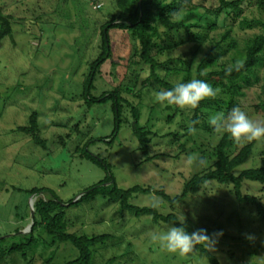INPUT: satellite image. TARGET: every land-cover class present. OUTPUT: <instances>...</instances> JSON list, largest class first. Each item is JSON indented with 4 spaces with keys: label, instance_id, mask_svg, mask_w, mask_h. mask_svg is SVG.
Here are the masks:
<instances>
[{
    "label": "rangeland",
    "instance_id": "374dc122",
    "mask_svg": "<svg viewBox=\"0 0 264 264\" xmlns=\"http://www.w3.org/2000/svg\"><path fill=\"white\" fill-rule=\"evenodd\" d=\"M194 1L218 5L217 0ZM116 2L0 0L3 13L11 18L13 25V35L0 44V238H5L6 246L31 231L35 198L30 190L48 187L69 205L71 200H78L86 188L106 177L102 167L81 156L82 148L110 163L119 187L151 186L175 196L208 165L196 144L211 151L221 137V134L203 133L195 134L194 139L184 137L182 142L186 143L187 151L181 149L173 136L155 137L147 155L131 127L132 107L140 105L141 122L154 123V129L160 134L179 127L181 116H177L172 124L164 121L168 114L167 103L158 102L156 93L158 89L165 90L149 79L150 66L143 63L132 65L131 69H136L140 75L138 88L145 94L140 97L133 92L123 93L128 101H124L119 134L112 140L110 136L115 128L113 100L89 105L83 92L91 63L101 52V26L116 11ZM200 11L205 10L201 8ZM247 14L257 16L259 11L255 7ZM194 17L188 18V22L194 23L198 16ZM226 19L227 12L223 11L218 17L216 33L224 30ZM213 20L214 16L201 18L200 24L203 26ZM192 31H199V27ZM256 31L237 30V37L243 41ZM173 36L186 37L187 30L182 28ZM164 39L167 45L170 44L167 35ZM131 49L128 33L113 32L112 56L98 72L94 95L113 91L123 80L125 83L129 80L132 70L128 72L125 63ZM194 49L195 43L187 42L165 50L158 56L162 65L158 70L160 76H166V67L181 66V60H189ZM202 56L203 53L198 55L197 62ZM168 78L174 83L183 80L182 76L175 75ZM216 96L222 97L218 92ZM263 100L261 88L256 87L248 91L242 104L252 111V106ZM152 106L155 112H152ZM182 109L186 116L192 115V109ZM34 112L39 115L40 136L45 140V147L19 130L20 126L29 123ZM250 117L264 121V114L252 113ZM68 134L71 136L67 137ZM148 157L153 159L147 160ZM263 159L264 139L256 140L253 157L237 172L260 166ZM244 192L258 195L264 202L261 183L246 181ZM154 198L161 201L160 207L156 208L160 213L174 212L180 220L184 215V223L192 228V232L206 229L216 241L210 251L220 264H264V222L255 208L239 204L232 185L212 181L176 209L154 193L134 195L131 202L152 207ZM65 212L70 232L111 235L105 243L92 247L90 264H211L197 249L182 256L167 252L152 240L155 232L166 230L174 223H155L151 215L136 217L122 211L119 203H109L103 196L66 208ZM50 240L45 233L37 248L27 250L25 255L7 253L0 259V264H47L54 250L57 253L52 264H62L78 255L70 243L52 244Z\"/></svg>",
    "mask_w": 264,
    "mask_h": 264
},
{
    "label": "trees",
    "instance_id": "16d2710c",
    "mask_svg": "<svg viewBox=\"0 0 264 264\" xmlns=\"http://www.w3.org/2000/svg\"><path fill=\"white\" fill-rule=\"evenodd\" d=\"M218 5H203L194 0H117V9L111 17L101 26V52L91 63V72L84 83L83 96L89 105L97 102L113 100L115 112V128L111 134L114 141L120 131L124 92L135 93L142 97L145 93L138 88L140 75L133 66L143 63L148 64L151 69L149 79H153L162 89L169 90L176 83L168 77L182 76V82L190 79H203L210 83L217 96L206 98L201 101L196 109H192L190 117L185 111L175 104H167L165 122L172 124L177 116H181L178 122L179 127L165 134L154 129V123L148 121L142 123V112L140 105L132 107L133 121L131 127L135 136L139 139L141 149L149 155L150 145L155 137L173 136L181 149L187 151L186 143L182 142L184 137L193 138L195 134L203 133L210 136L221 134L218 143L211 151L204 150L196 144L199 150L207 159V167L196 173L184 186L181 193L171 196L164 189H154L151 186L135 185L124 189L118 186L112 172L110 163L99 156L90 153L85 147L82 148V157L95 162L106 172V177L92 186L86 188L82 196L69 205L48 187H35L30 190L34 196L33 225L31 231L23 234L19 241L13 242L10 246L3 243L5 238H0V259H4L7 253L25 255L29 249L37 248L43 234L50 236V243H70L78 251L75 258L68 259L62 264H90L92 261V247L105 243L110 238L109 233L87 234L69 231V222L66 220V208L79 206L85 201H93L97 196H103L109 203H119L122 211H128L136 217L151 215L155 223L166 222L180 226V218L176 213L162 214L156 208L138 206L131 202L137 194H157L170 203L176 209L182 206L184 201L193 195H198L204 185L217 181L220 184L232 185V192L242 205H249L256 209L260 219L264 222V202L258 195L244 192L246 181L259 182L264 189V159L260 166L238 169L247 163L256 150V140L248 141L233 139L229 134L216 132L208 123V119L214 114H227L233 107L239 106L250 116L252 113L264 114V100L252 106V111L245 109L242 99L247 97L248 91L260 87L264 94V0H217ZM257 8L259 15L250 17L247 12ZM204 8V12L200 9ZM223 11L227 12V22L224 30L216 33L219 29L218 17ZM198 16L194 23L188 22V18ZM214 16L212 22L201 25V18ZM195 18V17H194ZM199 27V31H192ZM184 28L187 36L176 38L173 36ZM163 29V31H162ZM237 30L253 31L243 41L237 37ZM122 31L128 33L132 42V49L127 60V71L131 69L130 78L125 83L118 85L113 91H104L101 95L93 94L98 72L102 65L112 56L113 32ZM164 32V33H163ZM216 33V34H214ZM13 35L12 20L5 15L0 6V44ZM164 35L170 38V44L165 43ZM187 42L195 43V49L191 58L181 60V66L174 65L166 67L167 74L162 77L158 73L162 66L158 56L171 47H179ZM203 56L197 62L198 55ZM236 60L244 63L243 69L229 73L227 69L232 67ZM128 75V73H127ZM126 77V75L124 76ZM158 91H162L158 89ZM152 112L155 107L152 106ZM38 113L34 112L29 117L26 126H20L19 130L31 135L33 140L45 147V140L40 136ZM158 120H160L158 118ZM78 126V125H77ZM68 134L67 137H70ZM62 140L65 141L64 137ZM148 157L147 160H152ZM39 220H38V219ZM186 229L191 233L192 228L184 223ZM20 229H17L19 232ZM19 235V233H18ZM49 244V243H47ZM196 249L202 252L211 264H220L218 258L201 242ZM56 250L52 252L46 261L52 264L56 256Z\"/></svg>",
    "mask_w": 264,
    "mask_h": 264
},
{
    "label": "clouds",
    "instance_id": "9594fccd",
    "mask_svg": "<svg viewBox=\"0 0 264 264\" xmlns=\"http://www.w3.org/2000/svg\"><path fill=\"white\" fill-rule=\"evenodd\" d=\"M243 67L244 63L241 60H236L234 65L229 67L227 71L229 73L239 72ZM216 95L217 92L210 83L203 79L194 78L186 82H178L169 90L158 91L156 99L160 103L196 109L201 101ZM208 123L216 132L227 133L237 141L241 139L248 141L264 139V121L253 120L239 106L233 107L226 115H211ZM160 205L161 201L158 198L152 200L151 206L153 208H159ZM179 222V227L173 224L166 230L155 232L152 235V240L167 252L182 256L192 254L196 250V245L201 242H204L209 250L214 248L216 241L213 236L207 234L206 229H199L190 233L184 226V215H182Z\"/></svg>",
    "mask_w": 264,
    "mask_h": 264
},
{
    "label": "water",
    "instance_id": "95a60500",
    "mask_svg": "<svg viewBox=\"0 0 264 264\" xmlns=\"http://www.w3.org/2000/svg\"><path fill=\"white\" fill-rule=\"evenodd\" d=\"M32 206H33V205H32ZM32 215H33V217H34V215H35L34 209H33V213H32ZM23 232H27V231H23Z\"/></svg>",
    "mask_w": 264,
    "mask_h": 264
}]
</instances>
